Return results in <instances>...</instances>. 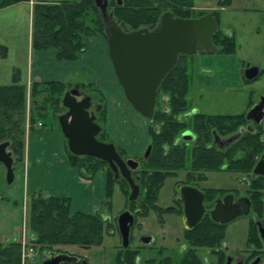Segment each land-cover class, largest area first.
I'll use <instances>...</instances> for the list:
<instances>
[{"label": "flooded vegetation", "instance_id": "obj_1", "mask_svg": "<svg viewBox=\"0 0 264 264\" xmlns=\"http://www.w3.org/2000/svg\"><path fill=\"white\" fill-rule=\"evenodd\" d=\"M27 1L30 3L32 2L31 0H0V11L12 8L18 3H26ZM41 3L43 4L45 2H36V4ZM230 5L231 0H226L220 2L218 6L220 7V9H224L226 6ZM210 13H214V16L218 23V31L214 36L219 34L222 35L224 39H228L229 41L233 42L234 50H229L228 47L230 45L227 47L224 43H219V45H217L214 41L213 36V43L217 48V51H204L192 56L181 55L179 57L177 65L169 74H176L178 72L177 69L180 68V74H183V76L186 77L185 80H187L189 83L188 93L185 97L186 103L184 106H179V103L176 100L174 101V106L171 109L167 106L169 103V99L167 96H164L160 99V102L164 105V107L162 108L164 112L173 115L176 127L183 128L174 136L173 146H164L165 157H167L170 152H172L173 154L179 152L183 153L184 155L180 159H186L185 167L175 166L170 170L169 175H166L168 173L164 167H159L160 169H156V173L151 172L150 168L148 167V163L153 154L155 144L151 141V139L153 138L150 134V129H147V137L149 141L147 147L143 149L141 146H139V148H141L142 150L141 152H134V154H129L125 148L115 142L116 140L112 139L111 134H109L103 127L104 124H108L109 122H111V104L103 106V102L100 101V99L98 100L99 102H97L95 100V96L92 93L89 94L83 92L81 87L79 86L71 89V91L74 89L78 90V102L84 101L86 99V104L89 105L88 112L90 114V117L93 118V122L100 128L99 133L95 136L96 140L104 144L114 145L117 154L121 158L122 164H124L123 162L126 163L129 159L138 163V166L135 169H132L131 165H135L137 163L132 162L130 165L126 163V167L131 171V179L139 188L138 199L135 201H130L132 184L124 176L127 173V170H123L118 162L110 164L109 162L101 160L94 156L75 155L78 157L96 158L97 160L101 161L104 166L94 175H91L86 171L84 174V170L79 171V174L82 178L85 177V180L90 181L97 177L99 174H104L106 178V193L108 195V183L111 175V179L114 180V184L120 185L121 191L128 197L129 205L125 209V212L128 211L134 216V223L130 229V235L127 245L124 244L118 222L117 229L121 237V241L119 242L120 249L113 257L107 258L106 256H104L97 261H91L88 257L83 256L82 254L77 252L67 251L66 249L63 250L61 248H57L56 246L47 247L38 244L36 242L35 234H33L31 229L29 228V218L27 221V226V224L25 223L27 219L25 220L26 217H24L21 227H13L11 225L5 226V223L2 222L1 224L0 221V264H35L36 255L39 253H42L43 255L42 264L44 263V261L58 255L65 256V260L60 264H264V203L256 204L253 200L254 194L256 192L260 191L264 194V186L258 188L260 185L264 184V176H256L254 173V169L259 159H261L264 155V117L262 120H260V122H258L259 114H254V117L250 119L248 118L249 113L252 109H254L258 104L264 103V94L256 99H254V97L252 96L247 103V111L242 114H209L203 112L200 108L201 103L203 105H206V99L204 95L206 94V90L214 89L217 91L225 92L227 89L226 87H228L229 89L235 85V82H233L232 78L235 80V77L239 76H241V79L240 77L238 78L240 83L242 81L246 83H253L259 78L261 72L257 77L249 79L246 75L247 70L255 66L249 64L247 66H242V63H240L236 69H233V71H231L232 75H230V77L232 78L225 79L223 81L224 84H220L221 82H217L215 79H212V77L210 76L211 66H220L222 64V62H216L214 64V62H212V58L217 57L222 60L224 59L223 57H231L232 54L234 55L237 51V44L235 37L228 31H226V29L221 27L220 16L217 9H212L209 13L201 14L198 17H187L185 19L200 18ZM31 43H33L32 38ZM2 47L6 49L5 46ZM195 56L198 57L195 58ZM193 68H196L198 72L196 76L197 82H195L197 86H200V89L202 88L200 94L198 95L196 93V90H192L193 77H191L190 72ZM14 76L15 77L13 79V84L18 78L21 85H24L25 87L27 86L26 84L22 83L19 71L16 72V75ZM175 95L176 99H178L180 93L175 92ZM31 96L32 91H27L26 87L23 109L25 116H28L29 114V119H31V112L28 110L29 106H27V103L28 99L31 98ZM100 98L102 99L101 96ZM121 98V103H125L126 98L124 96ZM114 102L115 100L112 99L111 103L114 104ZM126 104L131 106L128 102ZM65 109L66 111L63 112L58 118L59 125L60 117L69 112L68 108L65 107ZM158 109L159 99L157 94V105L155 112ZM125 112L127 114V118L130 120V114L127 113V110H125ZM133 113L134 116L135 114L139 115V118H141L145 124L146 122H148V125H153L155 121V113L152 120L146 119L145 117L137 113L134 109ZM25 116L22 118L25 127L24 142L28 133V130L25 126V124L27 123V118H25ZM226 117H229L228 126H231L230 128H232V130H230L228 133H225L226 130L224 129ZM16 120V116H14L13 118L11 117L12 122L9 123H13L14 125V122ZM98 120L102 121L103 123H101L103 125L100 124ZM154 126L156 133L159 135L162 132L163 125L156 124ZM41 127H44L43 122H41ZM249 135L254 137V140H259V147L262 148L259 154H256L258 152V146H256V144L254 147L257 148H254L245 143L244 139ZM115 136L119 141L120 139L117 136L121 137L122 143L124 142V144H127V140L125 141V139H127V137H130L129 134H123L120 132H117ZM98 137H100L104 142L99 140ZM63 138L65 139L67 150L70 152L67 140L64 135ZM133 138V136L130 137V139ZM5 142L10 143L7 150L8 152H12L14 158V179L11 183L8 182V168L2 162H0V167L4 168L8 184H12L15 181L17 169L21 166H24L23 169L25 171L26 163L24 154L19 155L16 152V143L9 136L7 137L0 133V144ZM149 148H151L150 152ZM202 153L205 156L215 154V156H212L210 159H218V162H220L218 170H211L208 167L202 166L204 164H197L198 159H203L204 157ZM254 153L255 155L253 158L256 159V163L253 168H251L249 171L240 170V168H242L241 165L239 166L240 161H242L243 159H251ZM147 154L148 157H146ZM237 163L239 168H237L236 166ZM114 166L118 169V172H115ZM221 171H229L238 175L239 187L237 190H234L233 192L230 190L204 189L200 186L207 180V172ZM182 173L185 174L186 179L182 182L178 181L173 205L166 207L164 205H161L159 201L160 192L165 185L166 179L168 177L178 179ZM160 177L164 178H162L161 180ZM182 186H190L196 188L203 195L202 205L204 206V214L197 224H195L194 220L189 221L186 218L185 205L181 202L180 196V188ZM240 193H242V195H240ZM34 194L32 193L27 196L25 189V210V205L27 203L28 197L31 199ZM229 196L233 200V204L238 203L243 198H248L251 202L249 212L235 219L237 220L241 217H249L246 248L243 250H235L226 241L228 226L235 220L227 223H222L214 221L212 219L211 212L215 209L218 201L224 202L226 197L229 198ZM262 198L264 199V195L262 196ZM0 201L8 203L9 199H0ZM243 209L245 210V208ZM98 214H100V216H102V218H104L109 223V225L112 223V219L107 212V207L105 209H102ZM150 215L154 216V218L157 219V227L159 226L160 229L157 233L149 231V229L147 231V224L145 222L146 219L150 217ZM171 215L175 216L177 220L180 221L181 230H179V234L181 235L178 236L177 232L175 236L169 234L168 238V236H166L165 227L166 225H169L166 223L165 217ZM144 230H146L147 232ZM114 232L115 229L109 230L108 235L115 234ZM210 234L212 235L211 237ZM61 247L65 248L64 246ZM14 252L19 253V257H17L18 260L16 258V261H13L12 259V255Z\"/></svg>", "mask_w": 264, "mask_h": 264}, {"label": "rangeland", "instance_id": "obj_2", "mask_svg": "<svg viewBox=\"0 0 264 264\" xmlns=\"http://www.w3.org/2000/svg\"><path fill=\"white\" fill-rule=\"evenodd\" d=\"M31 1V3L27 1L26 3L0 11V47L5 46L9 51L7 55L4 54L3 56L0 54V85L13 84L14 75H16L18 71L22 78V83L27 84L28 82V76L31 70L29 56L31 55L32 58L34 53L33 60L35 62L37 61L38 55L35 49L33 52L31 43V38L33 40L34 16L37 6L44 5L54 7L60 6L66 1L82 3L86 0ZM37 1H44L45 3L36 4ZM222 1L226 0H193V7L187 9L189 10L188 15L190 17H198L201 14L209 13L212 9H217L220 16L221 27L226 29V31L236 39L237 51L234 55L232 54L231 57H223L224 59L222 60L217 57L212 58L214 64L216 62H222V64L220 66L212 65L210 76L212 79L222 84L225 79L232 78L230 77V75H232L231 71L236 69L240 63H242V66H247L249 64L258 67L262 73L253 83H246L242 80L240 83L238 78L240 77L241 79V76L235 77V80L232 78L235 85L229 89L226 87L227 89L225 92L214 89L206 90V94H204L206 105L201 103L200 108L203 112L209 114H242L247 111V103L252 96L256 99L264 94V0H231L230 6L220 9L218 5ZM115 3L114 0L113 5ZM83 7L85 8L80 15L82 16L80 19L82 21V27L87 34H84L81 38L85 51L80 53L79 57L74 61L59 59L58 49L49 50L48 56L50 60L49 58L48 60L45 58L46 55L44 58H40L42 61L45 59L46 62L51 64L49 70L50 74L53 76L56 72L58 77L55 80L64 82L66 88L60 94H52L54 98H50L47 102L49 105L47 118L40 117L37 121H32V119H29V114L25 116V118H27V123L25 124L26 129L31 132L37 128L38 124L44 121L46 125L44 126V131L46 133H60L58 118L66 111L63 105L64 96L67 92H70L71 89L79 86L83 92L92 93L97 102H99L98 100L100 99V101L103 102V106L111 104V122L104 125L102 121L98 120V122H100L104 129L111 134L112 139L116 140L115 142L125 148L129 154L141 152L142 150L139 146L145 149L149 143L147 129L154 130L155 126L148 125V122L145 124L141 118H138V120L137 117H139V115H133V109L126 104V100L125 103H121V97L124 96V92L114 72L109 56L108 40L104 32V25L100 19L99 12L97 13L93 7L88 4L82 5V9ZM112 10H116L115 6L113 9L110 8V11ZM124 28L126 31H132L134 29L130 25H126ZM196 57L198 56H195V58ZM42 61H40V63ZM34 68H36V65H34ZM45 70H47V68ZM197 74L196 68L191 69L190 75L193 77V84L191 81L192 90H196L198 95L202 88L200 89V86L196 84ZM63 75H67V78L69 77L70 79L64 80L66 77ZM44 80L46 81L47 78L45 77ZM44 80L42 82H35V79L32 85L35 83H45ZM32 85L27 84V91H32ZM40 93L38 97L41 96ZM57 99H60L61 104H59L58 109H55L52 101H56ZM112 99L115 100L114 104L111 103ZM38 100L41 101L40 99ZM28 103V110L32 114L30 116H36L38 108L41 107L37 102V97L33 98L32 94L31 98L28 99ZM159 106L162 108L163 105ZM127 109H130V120L127 118L125 112ZM41 118H43V120ZM117 132L123 134L127 133L130 137L133 136L134 138L130 139V137H127V139H125V141L127 140V144H124V142L122 143L121 137L117 136L121 142L116 139L115 135ZM98 139L101 140L100 137H98ZM57 159L59 158H55L51 163L45 159H41L40 165L44 168V171L37 183L35 193L44 196L54 194L50 190H54V186L57 183V173H55L54 170L55 165L59 164ZM23 167L21 166L17 169L15 181L12 184H8L4 168L0 167V199H9L8 203L0 201V221L1 224L4 222L5 226L11 225L13 227H21L24 217H26L25 220L27 219L25 223L28 226L27 221L29 218L31 199L28 197L25 210V171ZM206 176L207 180L200 185L204 189H220L234 192V190H237L239 187L238 175L232 172H207ZM84 178L85 177H83V179ZM98 178H103L106 181L105 175H99L94 179ZM185 179L186 177L183 173L178 179L172 177L166 179L165 185L160 192L159 201L161 205L165 207L173 205L178 181L182 182ZM80 186L83 188L80 189L74 183L69 184L66 188H61L56 191L55 194L62 196L63 193V196L69 198L71 214L77 212L93 213L97 206L100 205L102 209L107 207V212L112 219V223L106 225L107 229H105L104 244L101 247L81 248L67 245L64 246L65 248L61 246H57V248L80 253L88 257L91 261H97L104 256L107 258L113 257L120 249L119 242L121 241V237L117 229L118 218L125 212V209L129 205L128 197L123 194L120 185L114 184L112 195L109 196L111 198H109L106 193V185L102 192L98 191L97 195L92 194L91 196L85 194V188L87 189L88 186ZM240 195H242V193H240ZM165 220L169 225L165 227L166 236H168V238L169 234L175 236L177 232L178 236H180V221L172 215L165 217ZM248 221L249 217H241L228 226L226 241L235 250H243L246 248ZM145 223L147 224H145L147 231L149 229V231H153L154 233L159 232L160 229L159 226L157 227V219L154 218V216L150 215ZM112 229H115V234L108 235L109 230ZM42 261V253L37 254L35 264H42Z\"/></svg>", "mask_w": 264, "mask_h": 264}, {"label": "trees", "instance_id": "obj_3", "mask_svg": "<svg viewBox=\"0 0 264 264\" xmlns=\"http://www.w3.org/2000/svg\"><path fill=\"white\" fill-rule=\"evenodd\" d=\"M114 1V0H113ZM110 2V8L115 6L116 10L111 12L120 24L132 26L133 30H138L142 27H155L160 17L165 12H172L176 17L187 18L188 8L193 7V0H115ZM91 5L93 9L100 15L99 9L95 6L94 0H86L82 3L79 2H64L60 6H37L35 13L34 31H33V48L35 50H51L58 49V58L63 60L74 61L80 53L85 51V47L82 43V36L85 34L82 27V21L80 16L82 11V5ZM80 19V20H79ZM101 19V17H100ZM102 21V19H101ZM103 24V22H102ZM104 25V24H103ZM105 32V27H104ZM222 35L214 36V41L217 45L224 43L229 50H234V43L228 39H224ZM180 68L177 69V73L169 74L161 84L158 91L159 105H163L160 99L167 96L169 99L168 108H173L174 101H178L179 106L185 105V97L188 93L189 83L183 74H180ZM66 88V84L60 81H52L45 83H35L32 85L33 98L37 97L39 104L37 115L31 117L32 121H37L40 117H46L49 110L48 101L54 94H60ZM41 90V91H40ZM41 92V93H40ZM175 92L180 93L179 98L176 99ZM26 87L21 85L19 79L11 85L0 86V133L5 136H9L17 145L16 152L19 155L24 151V135L25 127L22 118L24 113ZM40 93V97H38ZM40 99L41 101H39ZM43 102V103H42ZM54 108L58 109L60 99L52 101ZM164 105L162 106V108ZM160 108L155 112L156 124H162V132L158 135L154 130L150 129V134L153 139L151 141L155 144L153 154L148 163L150 171L156 173V169L164 167L169 175L170 170L175 166H186V159H180L183 157V153L170 154L165 157L164 146H173L174 136L181 131L182 127H176L173 115L165 113ZM39 112V113H38ZM56 112V110H55ZM39 114V115H38ZM32 115V114H31ZM16 116V121L13 123L11 117ZM43 120V118H41ZM229 117H226L224 129L225 133H228L232 128L228 126ZM242 122V121H241ZM44 123V121H43ZM44 126L45 123H44ZM60 133H62L59 125ZM245 143L254 147L258 146L259 154L261 149L259 147V140H254V137L247 136ZM257 148V147H254ZM69 160L73 167H77L79 171L84 170L91 175H94L98 170L102 169L103 163L93 157H78L68 151ZM204 156L203 159H198L197 164H204L202 166L208 167L211 170H218V159H210L215 154ZM207 155V154H206ZM255 153L251 159H243L240 161V170L249 171L256 163L254 159ZM259 156V155H258ZM218 162V163H217ZM208 163V164H207ZM237 168L238 163L236 164ZM167 168V169H166ZM164 170V171H165ZM165 171V172H166ZM83 174V173H82ZM164 175V174H163ZM162 175V176H163ZM164 177H160L162 180ZM108 196L112 195V187L114 186V180L109 178ZM260 185L258 188L263 187ZM264 194L260 191L254 194L253 200L256 204H263ZM154 198V196H153ZM106 225L109 223L100 216V214H87L77 212L71 214L69 199L63 197H56L53 195H41L34 194L30 201L29 208V228L36 236V242L40 245L47 247L57 246H77L81 248H93L99 247L103 244L106 233ZM212 235L210 234V237ZM19 257L18 252H14L12 255L13 261ZM18 260V258H17Z\"/></svg>", "mask_w": 264, "mask_h": 264}, {"label": "water", "instance_id": "obj_4", "mask_svg": "<svg viewBox=\"0 0 264 264\" xmlns=\"http://www.w3.org/2000/svg\"><path fill=\"white\" fill-rule=\"evenodd\" d=\"M110 2L111 0H94L105 27L109 56L115 75L131 107L146 119L152 120L157 105L158 90L166 76L177 65L179 57L192 56L204 51H217L213 43V36L218 31L217 20L214 13L200 18L185 19L176 17L168 11L160 17L155 27L126 31L124 25L120 24L109 10ZM259 74L258 67L250 68L246 73L249 79ZM77 95L76 89L65 94L63 105L69 109V112L60 117L62 134L67 140L70 152L74 155L94 156L110 164L118 162L123 170H127L124 176L132 184L130 201L137 200L139 188L134 184L131 171L126 167V163L130 165L132 162H137L129 159L122 164L114 145L96 140L95 136L100 128L90 117L86 99L78 102ZM263 109L264 103L258 104L251 110L248 118L259 114L258 122H260L264 117ZM9 145V142L0 144V162L8 168V182L11 183L14 179V158L12 152L7 150ZM131 166L135 169L138 163ZM114 169L118 172L116 167ZM254 173L256 176H264V155L259 159ZM180 196L181 202L185 205L187 220H194L197 224L204 214L203 195L196 188L182 186ZM232 201L230 196L226 197L224 202L218 201L211 212L212 219L227 223L249 212L251 202L248 198H243L236 204ZM118 222L124 244L127 245L134 216L128 211L123 212ZM64 260L65 256L58 255L44 261L43 264H60Z\"/></svg>", "mask_w": 264, "mask_h": 264}, {"label": "crops", "instance_id": "obj_5", "mask_svg": "<svg viewBox=\"0 0 264 264\" xmlns=\"http://www.w3.org/2000/svg\"><path fill=\"white\" fill-rule=\"evenodd\" d=\"M20 4L21 3H18L17 5ZM5 48L6 49H4L2 46L0 47V54L3 56L4 54L7 55L9 52L8 48L7 47ZM33 52H34V48H33ZM36 52L38 54L37 61L34 62L33 60L34 53L32 55V58L31 55L29 56L31 70L28 76L27 84L32 85L35 79H36L35 82H42L45 77L47 78L46 81L44 80L45 82L59 81V80H55L58 77L56 72L54 73L53 76L49 72L51 68L50 67L51 64H49V62H46L45 59L43 61L41 60L42 58L45 57V55H46L45 58L47 60L49 58L50 60V57L48 56L49 50H43V51L36 50ZM40 61L42 62L40 63ZM34 65H36V68H34ZM46 68L47 70H45ZM260 72L262 73L261 70ZM63 76L66 77V79L64 80L70 79L69 77L67 78V75H63ZM127 113L131 114L129 109H127ZM138 118L139 117H137V119ZM44 128L45 127L41 128L37 126L35 130L31 132L28 131L29 133H27L25 139V147L23 154L26 163L25 179H24L26 195L29 196L32 193L34 194L37 189V183L42 175V172L44 171V168L40 165L41 159H45L51 163L55 158H59L57 159L59 164L55 165L54 167L55 173H57L56 176L57 183L54 186V190H50L52 193H54L53 196L68 198L66 196H63V193L62 196H58L55 194V192L60 190L61 188H66L69 184H73V183L80 189L83 188L80 185L88 186L87 189L85 188V194L87 196H91L92 194L97 195L98 191L102 192L104 190V186L106 185L105 179L98 178L90 181L83 179L78 172V168L73 167L70 163L68 150L66 147V143L64 141L65 139H63L61 134L58 132L46 133L44 131ZM99 175H104V174H99ZM101 210L102 207L100 205L97 206V208L94 210L93 213H87V214H96L97 212L99 213Z\"/></svg>", "mask_w": 264, "mask_h": 264}, {"label": "built area", "instance_id": "obj_6", "mask_svg": "<svg viewBox=\"0 0 264 264\" xmlns=\"http://www.w3.org/2000/svg\"><path fill=\"white\" fill-rule=\"evenodd\" d=\"M39 126H41V123L39 124Z\"/></svg>", "mask_w": 264, "mask_h": 264}]
</instances>
